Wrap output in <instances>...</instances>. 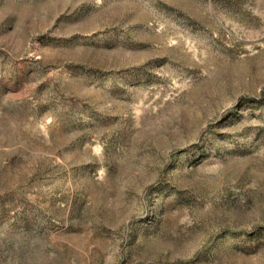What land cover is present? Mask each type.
<instances>
[{"label": "rangeland", "instance_id": "obj_1", "mask_svg": "<svg viewBox=\"0 0 264 264\" xmlns=\"http://www.w3.org/2000/svg\"><path fill=\"white\" fill-rule=\"evenodd\" d=\"M0 264H264V0H0Z\"/></svg>", "mask_w": 264, "mask_h": 264}]
</instances>
